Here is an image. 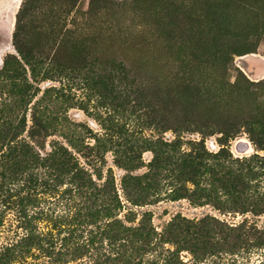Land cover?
Segmentation results:
<instances>
[{
	"label": "rangeland",
	"instance_id": "374dc122",
	"mask_svg": "<svg viewBox=\"0 0 264 264\" xmlns=\"http://www.w3.org/2000/svg\"><path fill=\"white\" fill-rule=\"evenodd\" d=\"M23 1L0 0V132L21 134L19 139H26L28 131L40 122L53 134L45 141V152L50 151L53 141L67 146L59 136L64 128L82 133L90 146L96 141L100 147L105 146L102 163L84 158L88 151L83 156L73 155L97 185L103 184L108 170L112 172L124 204L119 218L128 208L138 214L150 212L152 225L159 233L176 215L196 220L209 214L229 225H237L246 218L264 228V216L222 215L209 206L195 208L186 200L166 201L165 189L160 191L161 201L133 208L124 202L120 189L121 178L127 171L117 165L129 145H146L148 140L158 137L168 142L175 139L172 131L163 133L152 123L158 122L160 128L166 126L172 98V111L182 112L183 103L174 93L175 84L191 81L213 86L216 82L233 84L235 78L243 82L239 73L251 83L264 81V0H39L23 21L24 36L36 44L32 50L36 63L31 62V67L24 63L21 67L12 65L3 73L5 59H19L13 35ZM232 36L246 42L251 52L229 57L225 64L219 53L236 43ZM224 96L195 112L232 118H239L243 112L253 113L252 116L258 113L264 118V110L257 111L264 106H254L255 99L259 100L257 96ZM153 111L154 119L150 114ZM194 120L198 118L195 116ZM240 131L229 142L232 155L263 156L264 151L257 149L245 130ZM220 136L203 139L207 151L215 153L221 148ZM201 138L198 133L183 134L182 149L188 148V141ZM246 145L245 153L235 150L236 146ZM136 156L143 167L131 174L141 175L147 171L152 154L143 151ZM95 169L101 170V181L95 179ZM57 189L51 198L32 194L38 201L27 211L48 210L57 224L69 222V187L65 184ZM15 200L0 197V248L18 231L13 216L17 212ZM44 224L38 226L43 228ZM86 233L84 239L89 238ZM65 234L56 236L60 240ZM165 247L173 250L169 245ZM226 250L223 247L212 256H194L183 250L177 254V263L264 264V248L244 246L234 254Z\"/></svg>",
	"mask_w": 264,
	"mask_h": 264
},
{
	"label": "trees",
	"instance_id": "16d2710c",
	"mask_svg": "<svg viewBox=\"0 0 264 264\" xmlns=\"http://www.w3.org/2000/svg\"><path fill=\"white\" fill-rule=\"evenodd\" d=\"M38 1L24 0L17 13L13 46L19 59H5L3 73L12 65L21 67L24 63L31 67V62L36 63L32 54L36 44L24 36L23 21ZM231 40L237 44L228 45L219 53L225 64L229 57L251 52L249 45L238 37L232 36ZM239 75L243 82L235 78L233 84L216 82L206 86L186 81L174 85V93L182 99V112L172 111L174 105L170 104L175 101L172 98L166 126L160 128L158 122L152 123L163 133L172 131L175 139L168 142L158 137L148 140L146 145H129L121 153L117 165L127 171L120 181L126 204L133 208L155 204L161 201L160 191L165 189L166 201L186 200L195 208L209 206L222 215L264 216V155L235 157L228 149L229 142L243 128L257 149L264 151V118L258 113L252 116L253 113L243 112L239 118H232L195 112L205 104L226 98L225 93L257 96L255 108L264 106V81L251 83ZM260 110L264 107L257 109ZM155 113H150L152 119ZM195 116L198 120H194ZM64 124L67 125L66 120ZM46 129L45 124L35 123L26 139H19L21 134L0 132V197L16 198L17 212L13 216L18 229L14 238L0 248V264H85V259L86 264H179L177 254L183 250L194 256H212L223 247L231 254L244 246L264 248V228L246 218L237 225H229L209 214L196 220L176 215L160 233L152 225L150 212L138 214L128 208L123 218H119L124 204L112 172L108 170L103 184L97 185L92 174L73 155L83 156L88 151L84 158L102 163L105 146L100 147L97 141L90 146L82 133L64 128L59 136L67 146L53 141L50 151L45 152V141L53 136ZM185 133H198L202 138L188 141L185 150L182 149ZM214 134L221 135V148L215 153L206 150L203 140ZM143 151L151 152L152 159L146 172L133 175V171L143 167L136 156ZM94 171L95 179L101 181V170ZM65 184L69 187L72 209L69 222L57 224L48 210L27 211L38 201L32 194L51 198ZM40 223H45L43 228L38 226ZM85 231L88 239H84ZM62 232L67 234L59 240L56 233ZM166 245L173 250L165 249Z\"/></svg>",
	"mask_w": 264,
	"mask_h": 264
},
{
	"label": "water",
	"instance_id": "95a60500",
	"mask_svg": "<svg viewBox=\"0 0 264 264\" xmlns=\"http://www.w3.org/2000/svg\"><path fill=\"white\" fill-rule=\"evenodd\" d=\"M247 148H248L247 145L244 146L243 148L236 146L235 150H236L238 153H245V152L247 151Z\"/></svg>",
	"mask_w": 264,
	"mask_h": 264
}]
</instances>
